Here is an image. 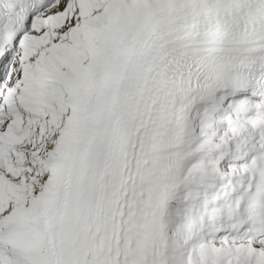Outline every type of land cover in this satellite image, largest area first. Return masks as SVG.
<instances>
[{"label": "snow or ice", "instance_id": "6c2138e0", "mask_svg": "<svg viewBox=\"0 0 264 264\" xmlns=\"http://www.w3.org/2000/svg\"><path fill=\"white\" fill-rule=\"evenodd\" d=\"M0 264H264V0H0Z\"/></svg>", "mask_w": 264, "mask_h": 264}]
</instances>
